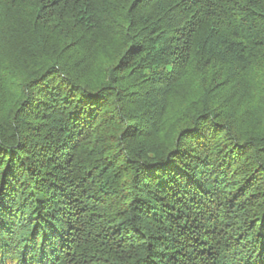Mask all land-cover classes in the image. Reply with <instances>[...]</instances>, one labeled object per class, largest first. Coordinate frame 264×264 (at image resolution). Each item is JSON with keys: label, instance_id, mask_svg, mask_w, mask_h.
I'll list each match as a JSON object with an SVG mask.
<instances>
[{"label": "trees", "instance_id": "trees-1", "mask_svg": "<svg viewBox=\"0 0 264 264\" xmlns=\"http://www.w3.org/2000/svg\"><path fill=\"white\" fill-rule=\"evenodd\" d=\"M0 264H264V0H0Z\"/></svg>", "mask_w": 264, "mask_h": 264}]
</instances>
